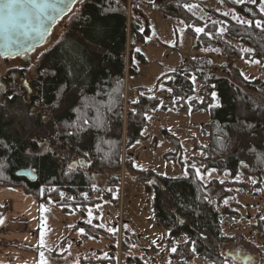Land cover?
Masks as SVG:
<instances>
[{
	"label": "trees",
	"instance_id": "obj_1",
	"mask_svg": "<svg viewBox=\"0 0 264 264\" xmlns=\"http://www.w3.org/2000/svg\"><path fill=\"white\" fill-rule=\"evenodd\" d=\"M203 1L154 0L153 6L184 24V31L195 40L196 50L245 62L257 60L264 71V28L256 27V22H264L261 0L255 4L224 0L236 13L235 19L221 11L209 12ZM139 2L86 0L65 38L42 58L29 81L30 92L14 82L24 75L16 77L21 71L13 70L5 75L7 91L0 100V188H22L41 204L63 197V201H57L62 212L77 213L83 220L78 227L85 230L86 237L109 239L114 254L115 238L102 230L97 220L93 225L84 221L88 207L96 203L86 197L98 192L103 199L111 198L106 188L120 186L122 171L132 169L122 157L123 150L146 138L142 132L148 125L147 111H166L178 104L181 112L206 114L208 142L201 145L195 139L194 151L199 154L192 161L206 164L205 169L229 170L232 175L242 169L247 179L264 178V81H247L239 71H219L207 60L192 59L160 80L170 89L167 96L143 95L134 103L126 100V81L137 75L136 61L145 62L138 47L149 35ZM221 26L225 27L223 36ZM197 27L204 32H196ZM220 72L227 77H219ZM194 79L202 85L201 101L191 100ZM163 135L175 140L168 131L164 130ZM80 160L87 167L80 165ZM20 171H31L36 180L17 176ZM92 175L102 178L103 188L96 186ZM156 179V222L169 232L165 241L168 249L175 246V241H182L173 258L190 261L201 257L209 264H222L227 257L228 264H239L227 255L234 238L223 234L222 214L204 184L194 174ZM225 185L231 187L228 195L236 188L260 187L258 183ZM230 217L225 216L233 222ZM252 230L259 241H264V218H259ZM127 248L122 236L121 252ZM128 261L142 264L135 258ZM82 264L118 261L112 255L108 260L89 259ZM258 264H264L262 251L258 252Z\"/></svg>",
	"mask_w": 264,
	"mask_h": 264
},
{
	"label": "rangeland",
	"instance_id": "obj_2",
	"mask_svg": "<svg viewBox=\"0 0 264 264\" xmlns=\"http://www.w3.org/2000/svg\"><path fill=\"white\" fill-rule=\"evenodd\" d=\"M139 1L138 9L145 20L149 35L146 42L138 47L145 62L136 61L137 75L126 81L125 97L130 103L137 102L143 95L156 98L167 96L169 87L160 80L177 66L192 59L207 60L212 68L219 71H239L247 81H264V71L259 62H255L257 60L245 62L237 58L211 55L203 49L196 50L194 38L184 31L181 21L158 11L153 6L154 0ZM229 1L254 4L251 0ZM83 3L78 1L65 18L56 24L51 37L31 56V64L20 58L0 59V79L10 71L22 69L26 72L27 80H31L44 55L65 38L72 22L80 14ZM202 5L209 12L221 11L236 18V13L224 4V0H204ZM205 17L209 19V15ZM220 29L225 32L224 26ZM224 32L220 31V35L223 36ZM218 76L227 77V74L220 72ZM21 81L15 82L21 85ZM193 82L195 92L191 100L201 101L202 85L196 79ZM5 91L7 90L0 89V100ZM214 98L216 102V97ZM145 116L148 125L142 133L146 138L137 140L123 150L122 157L131 163L132 169L122 171L120 186L106 188L111 193V198L103 199L98 192L86 197L87 201L96 203L88 207L85 223L93 225L97 220L99 227L115 238L116 254L111 250L112 242L109 239L86 237L85 230L77 226L83 221L81 217L77 213L65 214L57 205V201H63V197H60L42 204V239L47 264H82L89 259L108 260L112 255L118 264H138L131 263L128 258L138 259L142 264H209V261L201 257L190 261L174 259L172 249H176L182 241H175V246L168 249L165 241L170 237L169 232L155 219L154 185L159 183L156 176L177 179L191 174L204 184L207 195L215 201L222 214L223 234L234 238L233 246L227 252L228 257L233 258V253L241 252L253 256L251 264H258V252H264V241L256 238L252 226L259 218H264V178L247 179L242 169L232 175L229 170L220 172L217 168L205 169L206 164L192 161L191 158L199 154L194 151L195 139L201 145L208 142L205 133L209 119L206 114L181 112L178 104H175L166 111H147ZM164 130L173 135L175 140L165 137ZM197 169L203 179L196 175ZM227 182L246 185L258 183L260 187L251 190L236 188L234 194L228 195L231 187L225 185ZM101 184L100 182L99 186L103 188ZM224 209L226 214L222 213ZM226 215L231 216L233 222L227 220ZM122 236L128 247L123 253L120 249ZM48 253L56 256L49 257Z\"/></svg>",
	"mask_w": 264,
	"mask_h": 264
},
{
	"label": "crops",
	"instance_id": "obj_3",
	"mask_svg": "<svg viewBox=\"0 0 264 264\" xmlns=\"http://www.w3.org/2000/svg\"><path fill=\"white\" fill-rule=\"evenodd\" d=\"M0 210V264H41L42 204L22 188L1 187Z\"/></svg>",
	"mask_w": 264,
	"mask_h": 264
},
{
	"label": "snow or ice",
	"instance_id": "obj_4",
	"mask_svg": "<svg viewBox=\"0 0 264 264\" xmlns=\"http://www.w3.org/2000/svg\"><path fill=\"white\" fill-rule=\"evenodd\" d=\"M73 2L74 0H4V3L0 5V29H3L6 35L14 34L17 43L30 40L35 36H39L42 39L47 32V27L58 17H62L66 10H70V5ZM79 2L83 3V0H79ZM251 2L255 4L257 0H251ZM186 7L192 6L186 5ZM260 11L264 12V0H261ZM244 23L251 24L252 22L244 21ZM256 27L264 28V22H256ZM195 31L204 32V29L197 27ZM220 31L223 33L224 29H220ZM25 51H27V48H25ZM249 51L254 50L249 49ZM7 54V52L0 53V55ZM255 62L258 63L259 61ZM84 124L87 125L88 121L85 120ZM69 135H72V133H69ZM196 175L203 179L199 169L196 170ZM2 222L0 220V223ZM41 243L43 244V239H41ZM172 251L175 252L176 249L173 248ZM40 256L41 264H47L42 252ZM222 264H228L227 257H225Z\"/></svg>",
	"mask_w": 264,
	"mask_h": 264
},
{
	"label": "water",
	"instance_id": "obj_5",
	"mask_svg": "<svg viewBox=\"0 0 264 264\" xmlns=\"http://www.w3.org/2000/svg\"><path fill=\"white\" fill-rule=\"evenodd\" d=\"M78 1L79 0H74V2L70 5V10L74 7V5ZM3 3H4V0H0V5H2ZM70 10H66L65 14H63L62 17H58L54 22H52L47 27V32L45 33L42 39L39 36H35V37H32L30 40H24V41H21L20 43H17L16 37L14 34L6 35L3 29H0V53L2 52L8 53L7 55H0V59H6V58L10 59V58H15V57H29L32 53L35 52L37 48L41 47L45 43L47 38L51 37L55 25L61 19H63L70 12ZM25 48H27V51H25ZM79 163L80 165L87 167L84 161L80 160ZM17 176L25 177L31 181L36 180V176L31 171H20L17 173ZM91 178L95 182L97 187H99V181L102 180V178L97 175H92ZM232 256L239 264H251L253 261V256L245 255L241 252L233 253Z\"/></svg>",
	"mask_w": 264,
	"mask_h": 264
},
{
	"label": "flooded vegetation",
	"instance_id": "obj_6",
	"mask_svg": "<svg viewBox=\"0 0 264 264\" xmlns=\"http://www.w3.org/2000/svg\"><path fill=\"white\" fill-rule=\"evenodd\" d=\"M34 53H32L29 57H15V58H20V59H23L25 60L26 62H28V64H31V56L33 55ZM21 72H17L16 73V77L18 76L19 77V73L23 74L24 77L22 78V83H21V86H23L28 92H30V84H29V81L30 80H27V77L25 76L26 75V72L24 70H19ZM17 81H19V79L16 78ZM14 80V82L16 81ZM0 89L2 90H5L6 89V77L4 76L3 78L1 77V81H0ZM87 166V165H86ZM85 167V166H84Z\"/></svg>",
	"mask_w": 264,
	"mask_h": 264
}]
</instances>
